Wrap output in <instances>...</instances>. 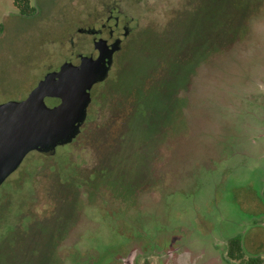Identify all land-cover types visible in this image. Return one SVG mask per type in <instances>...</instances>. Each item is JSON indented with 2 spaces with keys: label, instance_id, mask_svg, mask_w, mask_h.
I'll return each instance as SVG.
<instances>
[{
  "label": "rangeland",
  "instance_id": "374dc122",
  "mask_svg": "<svg viewBox=\"0 0 264 264\" xmlns=\"http://www.w3.org/2000/svg\"><path fill=\"white\" fill-rule=\"evenodd\" d=\"M31 3L0 0V104L91 50L70 34L108 8L134 28L73 145L31 151L0 186V264H75L170 234L207 261L234 236L264 258V0Z\"/></svg>",
  "mask_w": 264,
  "mask_h": 264
},
{
  "label": "water",
  "instance_id": "95a60500",
  "mask_svg": "<svg viewBox=\"0 0 264 264\" xmlns=\"http://www.w3.org/2000/svg\"><path fill=\"white\" fill-rule=\"evenodd\" d=\"M114 51L96 43L93 52L79 55L78 64L65 62L47 73L25 99L0 104V186L31 151L54 153L79 134L89 93L106 79ZM51 100L57 104L49 106Z\"/></svg>",
  "mask_w": 264,
  "mask_h": 264
},
{
  "label": "flooded vegetation",
  "instance_id": "af4514ba",
  "mask_svg": "<svg viewBox=\"0 0 264 264\" xmlns=\"http://www.w3.org/2000/svg\"><path fill=\"white\" fill-rule=\"evenodd\" d=\"M133 19H134L133 17H129L128 13L123 11L121 8L114 6L108 8V11L105 12L104 15L99 19L98 18L97 20L93 19V21L86 23L84 26H79L78 28L75 29L73 34H70V38H69L70 45L72 47L74 46L80 48L86 47L87 42H85L81 37L85 35L89 37L90 39L89 43H91L92 49L86 52L82 50L76 52L74 50L73 55L68 59H66L63 63L72 62L73 64H78L80 62V58H79L80 54L94 51L96 43H99V45H101L102 42L105 43L108 49L112 47L115 48V51L113 53V63H114V58L116 53L120 51V49L123 47V43L125 42L126 38L131 34L134 28ZM116 43L117 46H114ZM117 47L118 49H116ZM113 63L111 67L113 66ZM89 98L91 101L87 107V115H88V109L93 102L91 91L89 93ZM56 104H57L56 100H51L48 103L49 106H54ZM77 136L71 142L65 144L73 145L74 140L77 138ZM39 152L47 158H51L55 153V151L54 153H49V154L41 151ZM82 186L83 185L80 184V188ZM48 198L50 199L51 203L55 202L56 198L53 194L49 193ZM234 238H240L241 240L242 252L244 254V259L242 261L230 256L231 240ZM253 242L255 244L261 245L260 244L261 241L259 239H256ZM246 243L247 241L245 240L243 241V237L241 236H234L230 238L227 242L222 257L228 263L233 262L236 264H251V262L253 263V261L256 259L257 264H264V258L260 256L248 257L246 255L245 253ZM157 244L159 246L154 247L149 243L146 244L142 243L138 245L134 241H132L125 244L124 248L113 249L112 247H108L104 249H99L97 251L93 249H89L92 251L94 255L98 254L100 257L98 256L97 258H94L92 261L91 260L82 261L77 259L78 261H76L75 264H218V262H220L222 258V257H218L217 259L218 262L214 261V259H210L207 261L205 253L203 252L194 253L190 249L189 245L187 244L183 236L180 234L167 235L165 238H162L160 241H158ZM84 249H82V251H85Z\"/></svg>",
  "mask_w": 264,
  "mask_h": 264
},
{
  "label": "trees",
  "instance_id": "16d2710c",
  "mask_svg": "<svg viewBox=\"0 0 264 264\" xmlns=\"http://www.w3.org/2000/svg\"><path fill=\"white\" fill-rule=\"evenodd\" d=\"M14 4L24 14H32L35 12V7L32 5L31 0H14ZM2 32H3V24L0 23V35ZM230 256L240 261L244 259L240 238H234L231 240ZM251 264H257L256 259L253 261V263L251 262Z\"/></svg>",
  "mask_w": 264,
  "mask_h": 264
}]
</instances>
